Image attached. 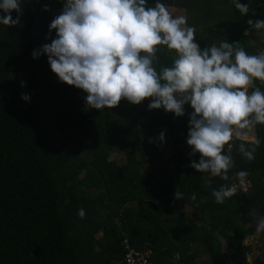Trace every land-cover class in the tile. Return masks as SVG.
Instances as JSON below:
<instances>
[{
  "label": "trees",
  "instance_id": "1",
  "mask_svg": "<svg viewBox=\"0 0 264 264\" xmlns=\"http://www.w3.org/2000/svg\"><path fill=\"white\" fill-rule=\"evenodd\" d=\"M32 1L38 3L19 0L23 11L15 26L0 24V264H118L124 256V239L135 249L148 251L152 264H199L193 244L210 255L222 254L205 264H229L215 233L228 247H238L245 239L241 225L253 223L257 215L264 217V125L254 127L260 140L254 160L243 156L239 151L243 142L236 140L234 174L210 181V196L222 186H235L236 194L222 204L213 196L205 198L204 179L211 174L189 167L200 156L190 155L192 150L183 145L193 111L190 105H184V116L175 117L162 108L149 110L150 100L140 105L120 102L119 106L131 107L127 119L150 113L151 122L166 129L142 142L138 159L126 143L130 131L123 130L118 120L111 121L110 109L88 107L87 94L60 82L46 55L33 58L34 50L56 38L49 26L65 0ZM156 2L146 0V6ZM159 2L182 11L200 10L194 29L201 50L227 41L239 43L250 55L264 52V45L257 51L244 35L254 30L249 19L264 20V0H239L249 4L247 16L240 14L233 0ZM11 15L17 18L15 11ZM157 57V71L171 67L176 58L166 46ZM17 75L22 80L12 81L11 76ZM254 88L264 92V83L256 80ZM178 134L180 144L170 141ZM110 146L124 154L121 167L108 162ZM169 151L174 152L164 167L156 163ZM239 171L248 173V192L238 187ZM176 189L183 193L181 200L174 199ZM185 205L200 212L201 224L186 221L180 212ZM81 207L83 219L77 214ZM157 209L161 215L155 219ZM255 233V227L248 229V235ZM229 259L241 264L235 257Z\"/></svg>",
  "mask_w": 264,
  "mask_h": 264
},
{
  "label": "clouds",
  "instance_id": "2",
  "mask_svg": "<svg viewBox=\"0 0 264 264\" xmlns=\"http://www.w3.org/2000/svg\"><path fill=\"white\" fill-rule=\"evenodd\" d=\"M233 3L241 15H248L249 4ZM0 10L4 13L0 24L19 23L23 11L19 0H0ZM247 23L254 30L264 29V20ZM52 30L56 38L32 56L46 55L60 82L87 94L88 107L113 109L122 100L131 105L150 100L149 110L162 108L182 117L184 105H190L185 142L190 155L200 156L189 165L198 173L227 180L234 167L232 141H248L255 125H264V92L254 88L256 80L264 83V52L250 55L239 43L227 41L201 50L187 17H174L159 0L151 7L146 0H65L61 14L49 26ZM165 46L176 58L171 67L157 71V52ZM21 98L29 100L27 95ZM159 139L164 140L163 133ZM251 143L250 149L244 143L239 146L248 161L254 160L260 140L252 138ZM247 175L236 173L241 184ZM235 194V186L212 192L217 204ZM182 198L176 189L174 199ZM191 199H196L195 194ZM77 214L83 219L85 210L81 207ZM256 231L264 233V217L257 220Z\"/></svg>",
  "mask_w": 264,
  "mask_h": 264
},
{
  "label": "rangeland",
  "instance_id": "3",
  "mask_svg": "<svg viewBox=\"0 0 264 264\" xmlns=\"http://www.w3.org/2000/svg\"><path fill=\"white\" fill-rule=\"evenodd\" d=\"M41 1V0H38ZM47 1V0H44ZM255 1V0H254ZM29 2L34 5V3H38L37 1L29 0ZM169 11L172 13V15L175 16H186L187 17V26L195 28V22L200 19V10L198 8H192L191 11H182L178 9H169ZM58 15H53L52 20L57 17ZM201 28V26H198ZM198 30V29H197ZM248 40L249 43L254 46L257 51L260 50L261 46L264 45V29L261 30H251L249 32ZM167 49V48H166ZM168 50V49H167ZM168 54L172 57H176L175 53L168 50ZM258 54V53H257ZM12 81H20L22 80L20 76H11ZM141 111V110H140ZM131 113V107L129 104L125 106H118L116 108L110 109L107 113L108 117L112 120H118L121 123V128L127 129L131 133V137L128 138L126 143L130 147L131 150H133L137 158L139 159V152L142 149V142L146 141L149 136L159 130H162L157 125L151 122L152 116L150 113H135L132 120L127 119L126 115ZM54 130V129H53ZM162 131L166 132V129H163ZM120 137V136H118ZM121 138V137H120ZM252 138H255V129L253 128L252 132L249 133V140L248 141H241L238 139H234L232 141V144L234 141L238 140L243 143H251ZM175 140L176 143L180 144L181 140H179V134L176 135L173 139H170V141ZM183 145L186 147V149H191L186 145V142L183 143ZM119 148L122 147L120 143L117 145ZM227 151V149H225ZM174 151L167 152L161 159L157 160L156 163H158L160 166L164 167L167 164V161L171 157ZM231 155H232V149H231ZM108 162L111 163L114 167H121L125 163V156L123 153L118 151L113 146H110L108 149ZM149 167L147 166L146 169ZM234 174L233 168L229 170L228 177L232 176ZM82 177V175L80 176ZM218 177H214L212 175L205 177L204 179V196L205 198L209 197L210 187L212 179H216ZM250 184L245 181V183L241 184L238 181V187L242 191H247L249 189ZM87 193L94 195L96 193V190H88L86 189ZM248 192V191H247ZM131 206V204H130ZM133 206V205H132ZM133 210L134 207H133ZM180 212H182L185 215L186 221H196L197 224L200 223V212L194 210L191 206L185 205L181 207ZM161 215V211L157 209L154 212V218L157 219ZM257 216L255 217V221L257 223ZM255 227V222L251 224H243L240 227V233L245 237L242 244L235 248H230L227 246L224 239L216 234V237L220 241L222 245V250L224 256L227 257L229 264H234L232 261H230L229 258L235 257L238 259L241 264H264V233H258L256 232L254 235H248V229ZM192 249L196 250L197 254V261L199 264H205L209 261L211 258H220L222 254L215 253L212 255H207L206 252L202 249L201 246L198 244H193Z\"/></svg>",
  "mask_w": 264,
  "mask_h": 264
},
{
  "label": "built area",
  "instance_id": "4",
  "mask_svg": "<svg viewBox=\"0 0 264 264\" xmlns=\"http://www.w3.org/2000/svg\"><path fill=\"white\" fill-rule=\"evenodd\" d=\"M123 250V260L118 264H152L150 253L148 251L137 250L130 246L127 239L123 241Z\"/></svg>",
  "mask_w": 264,
  "mask_h": 264
},
{
  "label": "crops",
  "instance_id": "5",
  "mask_svg": "<svg viewBox=\"0 0 264 264\" xmlns=\"http://www.w3.org/2000/svg\"><path fill=\"white\" fill-rule=\"evenodd\" d=\"M168 9H173V8H168ZM53 15H57V14H53ZM203 189H204V188H203ZM210 193H211V190H210V192H209V195H208V196H209V197H212V196H210ZM200 217H201V216H200ZM227 246H228V245H227ZM234 248H235V247H234ZM204 252H205V251H204ZM206 254H207V255H210V254H209V253H207V252H206Z\"/></svg>",
  "mask_w": 264,
  "mask_h": 264
},
{
  "label": "flooded vegetation",
  "instance_id": "6",
  "mask_svg": "<svg viewBox=\"0 0 264 264\" xmlns=\"http://www.w3.org/2000/svg\"><path fill=\"white\" fill-rule=\"evenodd\" d=\"M255 222V229L257 228V223H256V221H254ZM257 232V231H256Z\"/></svg>",
  "mask_w": 264,
  "mask_h": 264
},
{
  "label": "water",
  "instance_id": "7",
  "mask_svg": "<svg viewBox=\"0 0 264 264\" xmlns=\"http://www.w3.org/2000/svg\"><path fill=\"white\" fill-rule=\"evenodd\" d=\"M257 217L259 218V216L257 215ZM226 259H227V257H226Z\"/></svg>",
  "mask_w": 264,
  "mask_h": 264
}]
</instances>
